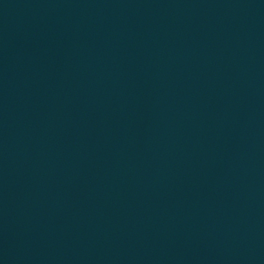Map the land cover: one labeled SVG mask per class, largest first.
Masks as SVG:
<instances>
[{
  "label": "water",
  "instance_id": "obj_1",
  "mask_svg": "<svg viewBox=\"0 0 264 264\" xmlns=\"http://www.w3.org/2000/svg\"><path fill=\"white\" fill-rule=\"evenodd\" d=\"M0 264H264V0H0Z\"/></svg>",
  "mask_w": 264,
  "mask_h": 264
}]
</instances>
